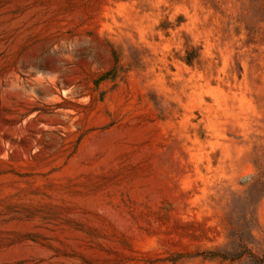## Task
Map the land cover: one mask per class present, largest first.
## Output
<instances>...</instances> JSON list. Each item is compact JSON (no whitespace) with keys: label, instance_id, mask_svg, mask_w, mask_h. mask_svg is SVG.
<instances>
[{"label":"rangeland","instance_id":"374dc122","mask_svg":"<svg viewBox=\"0 0 264 264\" xmlns=\"http://www.w3.org/2000/svg\"><path fill=\"white\" fill-rule=\"evenodd\" d=\"M0 264H264V0H0Z\"/></svg>","mask_w":264,"mask_h":264}]
</instances>
